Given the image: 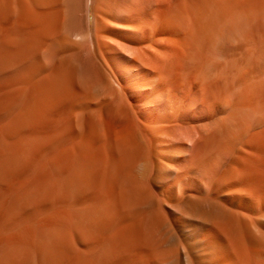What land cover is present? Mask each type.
I'll return each mask as SVG.
<instances>
[{
    "label": "bare ground",
    "instance_id": "obj_1",
    "mask_svg": "<svg viewBox=\"0 0 264 264\" xmlns=\"http://www.w3.org/2000/svg\"><path fill=\"white\" fill-rule=\"evenodd\" d=\"M85 6L0 0V264H264L263 134L244 148L243 120L225 121L188 146L80 41L37 78L40 46L87 40Z\"/></svg>",
    "mask_w": 264,
    "mask_h": 264
},
{
    "label": "rangeland",
    "instance_id": "obj_2",
    "mask_svg": "<svg viewBox=\"0 0 264 264\" xmlns=\"http://www.w3.org/2000/svg\"><path fill=\"white\" fill-rule=\"evenodd\" d=\"M126 1L134 5L86 0L81 23L87 40L60 35L40 46L37 78L61 69L73 52L71 42L80 41L82 56H94L103 73L116 76L114 84L126 89L139 118L181 125L174 134L188 146L225 121L243 120L244 148L253 133L264 135V41L257 0ZM112 114L126 117L121 105L106 110L107 117Z\"/></svg>",
    "mask_w": 264,
    "mask_h": 264
}]
</instances>
